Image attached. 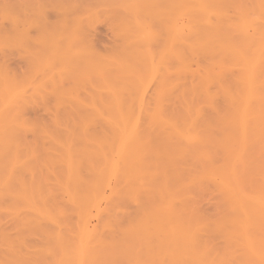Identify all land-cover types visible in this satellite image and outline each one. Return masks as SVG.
Segmentation results:
<instances>
[{
    "label": "bare ground",
    "instance_id": "bare-ground-1",
    "mask_svg": "<svg viewBox=\"0 0 264 264\" xmlns=\"http://www.w3.org/2000/svg\"><path fill=\"white\" fill-rule=\"evenodd\" d=\"M103 1L110 2L115 8H121L129 15V19H127V15L126 19L121 17L123 19L122 25L124 29L122 35H124L127 44L117 54H110V56L98 55L95 50H92L93 46L91 47L92 49L89 48V45L87 47L85 46L87 40H85L86 38L81 34L84 28H82L83 14L79 13L80 10H78L77 7L74 9L75 17L69 20V24L67 23V25H69L68 28L65 25L66 22L63 20V23L65 22L63 27L66 26L65 28H67V30L63 28V31L61 29L59 32L63 31V34L61 33L62 35H60L59 33L60 36L57 35L59 39H62L61 36L67 37L66 33L71 28L72 33L70 32L71 34H69L67 39H64V43H67V47L65 44L64 46L59 44L61 40H57L56 38L55 40H57V42L52 43L53 45L51 44V46H49L51 43L49 38L47 39L48 43L47 41H43L46 40L47 36L50 37L49 35H52V33L49 34L46 30L47 23L43 26L46 21H42L43 23L40 21L39 24H37L38 20H35V18L29 19L30 21L27 19L26 21L29 26L42 25L45 27L44 29L46 32L44 33L43 30V35H41V37L43 36L45 39H41L39 36V39L36 41L42 40L43 42L39 41L38 43L40 44L42 42L43 46L47 43L45 48L49 46L47 48L48 50L45 49L46 51L44 50V53L42 52L45 56L49 55V57L47 56L48 60L43 56L48 62L42 65L44 66L45 74L48 75L55 72L54 75H50L48 79L47 77L43 78L40 82L37 81L38 84L36 81V84H34L31 80L32 83H29L31 84L29 85L27 83L28 81H25L27 85H29V88H27V86H23L24 81L20 84L19 80H17V82L16 79H14L16 76H10L12 73L0 65V264H38L39 261H35L34 263L36 258L33 257L32 259L31 257L34 252H37L42 257L37 258L38 260L42 259L43 261L46 259L47 263H42L40 260L42 264H107L108 260H111L108 262H113V260L116 261L120 257L125 260V242L129 240V238H127L128 240L125 241V237L129 233H133L134 235H132L134 237L139 234H144V236L145 234H158L160 236L165 233L169 234L170 232L174 235L177 222L176 219H179L181 215L183 216V214L187 213V208H185L184 205H177L173 198L176 196L175 191L179 190L178 187L183 185L180 171L181 167H174L176 163L179 162L175 160L178 157L180 159L181 155H186L187 152L192 150L190 144L193 143V138L196 139L198 133L204 134L200 136L204 138V136L208 135V130L212 128V126H209L210 128L206 126L207 129L205 127L206 124H204V126L201 125V127L203 126V132H206L204 128L205 130L207 129V132L197 133L200 122L198 119H194L195 117L191 119V117H187V113H185V115L184 112V116L181 114L182 117H180V115H176L175 117V114L172 115V113V116L170 115L171 117H180L176 120L168 115L166 116L167 109V111H162L165 109V105L163 109V102L161 100L164 99L166 91L169 90L168 87L171 88L173 86V81L175 82V79H177L180 74L184 73L182 71L186 69V73V71L190 70L188 69L189 63L187 64L188 61H186L191 58L190 56L189 59H187V56H189L187 55L188 53L192 56L193 54L201 55L204 61L206 60V66L209 61H212L215 66L218 65L221 67L224 58L225 60L227 58V60L230 59L231 61H235V64L237 62L239 64L238 68L244 70L241 69L238 74V76H241V79L239 78L240 87L238 89L240 96L233 94L236 96L233 106H237V113L234 112V116L237 114L240 121L237 119V116L234 117L233 114H231L233 110H231L232 108L230 105L229 108L227 106L228 110L226 109L227 113H225L229 118L231 115L233 116L231 120L229 119L230 121L235 118V120L237 119L241 123L240 125L238 124L239 122L234 124L233 120L232 122L227 121L229 124L226 122V125L221 121L228 127V129H226V127L223 128L222 126L224 125H222L221 127L223 129L220 127L222 131H224V129L228 131L230 124L231 131H234L235 127H237V130L235 129L237 134H239V129H241L240 132L244 131V133H246L245 129L249 125V122L250 125L251 122H254L253 126H255V124L256 126L263 125L264 92L262 94V90H264V88L262 85L264 82L261 81V77L263 76L261 75L260 64H263L262 62L264 60V27L262 26L263 29H260L253 25L254 20L252 21L249 19L253 16H251V14H254L253 12H250L251 14L248 16V13H245L240 6L242 11L234 9L236 16L232 18L231 16L233 13L229 15V5H234L233 0ZM236 4L238 6L239 3L236 2L235 5ZM8 6L9 5L0 6V12L3 17L10 18L17 27L24 22L23 20L25 19L22 20L24 16L21 17V12L19 14L18 7L17 9L13 8V5L11 7ZM263 6H261L262 9ZM261 7H259V9H261ZM93 10L96 12V9L91 8L90 10L87 8L88 17L92 15L91 11ZM66 12L69 14L71 13L70 10ZM83 12L87 14L85 10ZM256 13L257 12H255V14ZM95 14L96 13L93 15L95 16ZM244 14L247 15V18H245L246 15ZM142 17L146 18L144 22L141 19ZM230 18H232V20L234 19V21ZM236 18L237 20L235 21ZM257 18L260 19L258 15ZM151 20L154 22L156 21V24L159 23L160 27L163 28L166 34L165 35L164 32L162 33L163 36H165L164 39L161 37L159 38V35H157L159 33L153 30L150 24ZM251 21L253 24H251ZM71 22H73L75 28H72L73 26L70 25ZM250 27L254 30L253 34L250 33ZM256 27L258 29H255ZM16 30L17 28L14 29L13 33L11 32V35L8 33H5L2 37L0 35V37L3 38H0V43L2 44L3 40L7 42L4 43L3 41V45L9 43L13 44L14 41L15 43L20 41L22 43L21 46H23V43L30 44L31 40L33 41L35 39V37L32 39V35L26 30L18 32ZM234 31H238L241 36H237L238 38L236 37V39L233 36ZM53 35H56V33H53ZM55 40L53 39V41ZM157 40L162 42V51L164 52L162 53L164 55L160 52L157 54L156 50L151 47L154 42L157 44ZM1 46L2 45H0V47ZM36 46L38 45L36 44ZM39 54L38 58H40ZM165 54L167 56H165ZM168 54L172 56L178 69L182 72L175 75L178 76L177 78H175L173 74V77L169 76V82L165 80V73H161V71L171 72L169 70L170 67L167 66ZM203 58H201V60ZM53 64L55 67L56 65L58 67V64L60 65V67H56L58 70L51 71V69H55ZM209 65L211 66L212 64L209 63ZM225 67L223 65V68ZM262 69H264V67ZM46 70L50 71V73L48 71L47 73ZM224 70L226 69H223V71ZM157 71L158 73H156ZM207 71H209V66ZM71 73H77V76L86 77L88 80L94 78V80L98 82H95V84L97 83L98 85L95 86L94 83H92L93 81H89L93 87H96L90 98V103L85 102L83 99L81 100L79 97L75 98V102L81 107L80 109H83L82 107L85 109L89 105V109L82 111L83 116L81 115L82 118L81 121H79L80 124H78L79 129H76L74 133L71 131V134L69 133L68 135H66L67 133L63 135L59 134L60 138H58V140L57 138H55L56 140L54 139L55 142L50 152H46L49 156L47 162H49L52 167H55H50L53 169L50 174L55 178V184L51 185L49 183L50 174L44 175L42 173L41 177L37 175L39 165L42 163L40 161L37 162V164L35 163V161L40 160L38 158L40 155L37 157L35 154L43 148L39 149L38 147L39 150L37 151V148L30 147L28 143H25L27 141L23 134L26 133V130H31L33 128V125L29 122L30 120L25 118V111L27 109V104L33 101V99L36 101V98L38 99L39 96H44V93H46L44 91L45 88L41 87L40 83L45 85V81L55 85L54 93L57 97L59 96L58 98L66 94L70 97L74 96L76 93L75 91L78 89L77 87V89L74 90V94H72L71 91L68 92L63 87L56 85L64 76H71ZM235 73L237 75V72ZM241 73L243 74L241 75ZM143 74H145V78L148 77L146 78L148 81L143 77ZM149 74H152L155 77L154 79L158 76L161 77V85L157 87V89L155 88L156 103L153 101V108L151 103L154 97L151 99V103L148 101L150 106L146 102V98L148 97H145L147 90V87H145L146 83H148L150 77H152V75L149 76ZM211 75L212 74L209 76ZM183 76L185 78V75ZM183 76L181 77L183 78ZM170 77L171 80L173 78L172 82H170ZM212 77L213 76H211V78ZM230 77H232V75H230ZM208 79L210 78L206 79L205 77L203 81ZM231 79L228 80L231 81ZM22 80H25V78ZM79 82L82 83V81ZM209 82L207 81V85H210L208 84ZM231 82L233 83V81ZM175 83L176 84H174L172 88L178 87L176 86L179 83L178 79ZM186 83L185 81L184 84L186 85ZM230 86H232V84ZM236 86L238 87V84ZM24 87L28 90H32L33 88L35 90H32L33 92L29 94V91L27 89L25 90ZM217 87L220 86L217 85ZM230 88L232 87H229V89ZM195 91L197 92L198 89ZM208 91L211 92L212 90ZM225 91L223 93H225ZM178 92V95L175 94L177 98L181 96V88L178 89ZM235 92L238 94L237 90ZM231 93H233V90ZM227 94L230 96L229 92ZM227 94L226 97H228ZM60 99L62 100L64 98ZM228 100H230V98H228L227 101ZM229 103L230 102H227V104ZM77 109H79V107H77ZM188 109L189 108H187V110ZM192 110L194 111V109ZM192 110L190 109V112ZM229 110L232 112L229 113ZM199 112H197L196 115H198ZM169 113L168 111V114ZM191 116H193V114ZM225 117L228 119L227 116ZM181 118H184L183 121ZM99 123L102 125V130H96V125H99ZM207 124L211 125L209 121ZM239 126L240 128L238 129ZM76 127L78 128V126ZM263 127L264 125L259 126V129L257 127V129L263 132ZM248 129H250L249 126ZM190 130L194 134L190 133ZM227 131L224 133L232 134V132L229 131L226 133ZM254 132H257V130H254ZM262 132L261 135L258 133L259 137L262 136ZM234 133L235 132L231 135L232 137L235 136ZM229 134L228 136H224V138H228L223 139V143L224 140H227L226 144L230 146L228 149L230 148L229 150H232V147L234 149V147L240 146V141H238V139L240 140L241 138L235 139V143L238 141V145L235 146L233 145L234 138L231 139ZM22 135L24 138H22ZM211 135L210 133V136ZM57 137L59 136L57 135ZM203 138L202 140L205 139ZM229 138L233 140V142L231 141V143H228L230 142L228 141ZM198 139L199 137L197 141ZM207 140L203 141L205 143L202 145L208 144V147L205 146V148L200 144V146L196 148H203V150L209 148V144L211 143H209V140L211 141V139ZM244 140H246V138ZM194 142H196V140H194ZM32 148L36 151L32 150ZM197 151L198 153L203 152H199V149H197ZM191 152L194 153V151ZM196 153L193 155L187 153V156H194ZM36 157L38 159H35ZM41 158L43 159V157ZM230 162L232 161L230 160ZM227 164H229L228 161L220 164L225 165L222 166L224 168L217 167L218 169L216 168L215 173H213L214 177L216 176L220 184L225 187L229 197L228 201H231V204L233 203V206H235L234 208L240 213L263 215L264 196L262 195L263 197H261L259 195L254 197L255 195H249L238 189L239 187H234L236 185H234L235 181L232 178H235V176L230 178L231 168L229 169L227 167L231 166ZM48 165L46 166L48 167ZM177 165L180 164L177 163ZM47 170H49V168ZM210 171H213V169ZM231 179L234 182H232ZM179 184L181 185L178 186ZM147 186H149V188ZM174 188H176V190ZM261 189L264 188L261 187ZM153 191H155L157 199L154 203L149 204L150 200L154 198L155 195ZM177 193H179V191H177ZM131 198L134 200V203L138 201L137 205L140 206V209H137L138 211L134 213L135 215H132L133 213L125 215V201ZM142 199L144 203H142ZM147 201H149V203ZM71 213H75L79 218V221L75 224L70 222ZM7 216H11L9 218L15 220V229L22 230L20 236L13 237L11 236L12 234L10 235L7 230L2 228V221ZM95 217H99L98 220L102 218V223L99 225L101 226L100 228L97 225H92V220ZM178 225H180V223ZM181 225L185 226L183 223ZM25 232H32L42 237L40 241L42 242L43 240V242L38 244L33 250L32 245L26 240ZM125 233H127L126 236ZM129 237L132 238V236ZM146 238H148V236H146ZM135 239L136 237L133 241ZM30 251L34 252L31 253Z\"/></svg>",
    "mask_w": 264,
    "mask_h": 264
},
{
    "label": "rangeland",
    "instance_id": "rangeland-1",
    "mask_svg": "<svg viewBox=\"0 0 264 264\" xmlns=\"http://www.w3.org/2000/svg\"><path fill=\"white\" fill-rule=\"evenodd\" d=\"M0 1H1L0 6L9 5L11 7L13 5V8L18 7L19 9L18 8L17 9L19 11V14L21 12V17L22 16L25 17V18L22 17V20L25 19V20H23L24 22L22 21L23 23L19 24L16 27L13 24L12 20H10V18L8 19V17H3L1 12H0V30H2V31H0L1 37L5 33H8L11 35V32L13 33L15 28H17V30H16L17 32L23 31V30L28 31L29 34L32 35V39H34V37H35V39L33 41L31 40V42L34 43L33 44L30 42L31 45L29 43L28 44L23 43V46H21L22 43L20 41H19L20 42L19 43L17 40H16L17 41L16 43H18V44H16L14 41L13 44L9 43V44L3 45L4 40L2 41V44L0 43V45H2L0 47V65H2L3 68L8 69V71L12 73V75H10V76H13V77L16 76V77H14V79H16V81L19 80L20 84H21V82L23 83V81H24L23 86H25V87L27 86V88H29V85H31L29 83L33 82L34 84H36L35 81L40 82L43 80V78L47 77V79H48V77L50 75L55 74V72H53V74H52L48 70H46V72L48 71L50 74L47 75L44 73L45 69L43 68L44 66L42 64L45 62H48V61H46V59L48 60L47 56L49 57V55L45 56V54L43 55V53H44L45 49L48 50L47 48L49 46H51L52 43L57 42V40H61L59 42V44L64 46V44H65L64 39H67L69 34L72 33L71 28H70L71 31L68 30V32L66 33L67 37L61 36L63 39V44H62V39L57 38V35L60 36L63 34L62 32L64 30H67V28L69 27V25H67V23L69 24V20L71 18L73 19L75 17L74 9H76L77 7H78L77 9L80 10L79 13L83 14V16H82L83 17L82 28L84 27L83 28L84 32L82 31L81 34L83 35L84 38H86L85 40H87V44H85L86 47L88 45H89V48H91L93 46V49L92 48L91 49L93 51L95 50V52H97L98 55L101 54L103 56L104 55L110 56V54L111 55H114L115 53L117 54L127 44V42L125 41L124 35H122V32L124 30L123 25H122V20L124 18L126 19V15H127V19H129V15L123 9L115 8L108 1H103V0H0ZM236 2L239 3L238 6H237V4L235 5ZM236 2H235V0H233L234 5H229L230 6L229 7V10H230L229 15H232L231 13H233V15L231 17L234 18L233 16H236L235 15L236 9H238L239 11L242 9L245 13H248L247 14L248 16L253 12L254 14H251V16L252 15L253 16L251 18H249L252 21L254 20V24L252 21H251L252 22L251 24L257 26L260 29H263L264 21H261V20H264V15H263V13H264V6H263L264 0H240V1L236 0ZM257 5L259 7L263 6V9H262V7H261V9H259V7ZM87 8H89L90 10H91V8L96 9V12H95V10L91 11L92 15H90V17H88L89 14L87 12ZM253 9H254V11H253ZM68 10L71 11L70 14L66 12ZM84 10L87 12V14L85 12H83ZM258 11H259V14H258ZM261 11H263V12H261ZM255 12H257V13L255 14ZM260 12L262 13V15ZM94 13H96L95 16L93 15ZM244 15H246V14H244ZM247 15L245 16V18H247ZM257 15H258V17H260V19L257 18ZM78 16H80V15H78ZM237 16H239V15H237ZM31 18L32 19L35 18V20H38L37 24H39L40 21H41V23L46 21V22H44L43 26H45L46 25L45 23H47L46 30L49 32V34L52 33V35H49L50 37L47 36L46 40H43V41H47L48 38L50 39L49 41L51 43L49 42L50 45L48 47L45 48L48 41H47L45 46L42 45V42H43L42 40H39V41H42L40 44L38 43L39 41H36L39 39V36L41 37V35H43V33H42L43 30H44V33L46 32L44 29L45 27H43L42 25L29 26L28 23H26V21H27V19L31 20ZM232 18H230V19L232 20ZM141 19L143 20V22H144V19L146 20V18H144V17H142ZM63 20L66 22L65 25L67 26V28H65L66 26L63 27V24L65 23V22L63 23ZM236 20H237V18L235 19V21ZM238 20H239V18H238ZM232 21H234V19ZM243 21H244V19H243ZM35 22H37V21H35ZM151 22H150L151 27L153 28V30H155L156 33H159V34H157V35H159V38L161 37L164 39L165 36H163V34H162L164 32L163 28L160 27L159 23L156 24V21L154 22L151 20ZM255 22H256V24H255ZM61 23H62V25H61ZM257 23H258V25H257ZM70 25L73 26L72 28H75L73 25V22H71ZM84 25H86V26H84ZM158 25L160 28L158 27ZM41 26H42V28H41ZM257 27L255 29H258ZM48 28H50V29H48ZM63 28H64V30H63ZM9 29H10V32H9ZM61 29L63 31L59 32V30H61ZM253 31L254 30L251 28L250 33L253 34ZM53 33H56V35H53ZM59 33H60V35H59ZM8 34H6V35H8ZM164 34H165V32H164ZM256 34L258 35L257 32H256ZM46 35H48V34H46ZM44 36H45V34H44ZM233 36L236 38L237 36H241V35L238 31L237 32L234 31ZM55 38L57 40H55ZM1 39H3V38H1ZM41 39H45V38H43V36H42ZM53 39L55 41H53ZM159 42H161V41L156 42L157 44H155V42H154L151 46L152 49L154 48V50H156L157 54L159 52L160 53L163 52L162 51L163 47L161 45L162 42L161 43H159ZM4 43H7V42L4 41ZM35 43L38 46H36ZM28 45H30V46H28ZM65 46L67 47V43L65 44ZM153 52L156 53L155 51H153ZM39 53H42V54H39ZM38 54L40 55V58H43V56H45L46 59L45 58H43V59L38 58ZM166 54H167V52H166ZM166 54H165V56H167ZM187 55H189V56H187V59H189V57L191 56V58L189 60H186V61H188L187 64L189 63V66L187 65L189 67L188 69H190L189 71H186V73L188 72L187 75L185 73V70H186L185 69L184 71H182L184 73L179 75L180 78L178 76H175L178 73H182V72L180 69H178L176 62L174 61V59L172 58L171 55L168 56L169 58L170 57L171 58L167 59L168 60L167 66L171 68V69L169 68V70L171 72L161 71V73L162 72L165 73L164 75H165L166 81H168L169 76H172V74H173V76H175V78L178 77L177 79L179 82L178 85H176V86H178L177 88H172L174 86V84H176L175 82L177 79L174 78L175 79V82H174L173 78L171 80V77H170V82L173 81V86L171 88L168 87L169 90L166 91V95L164 96V99H163L164 101L161 100L163 102L162 103L163 109H164V105H165V109L162 111H165L167 109L170 112L168 114V111L166 110L167 111V113L165 112L166 116L167 115L170 116L173 113L172 115L175 114V117H176V115H180V117H182L181 114H183V112H184V114L187 113V117L189 116V117H191V119L193 117H195L194 119H198L200 122V126H199L200 128L198 127L197 133L198 132L206 133L207 129H208L207 127L212 126V128L209 127L210 129L208 130L209 137H208V135L205 134L209 139H211V141L206 136H204V138L206 137L205 139L203 137H200L201 135L203 136L204 134H199V133L196 135V139L193 138L194 140H196V142H194V140L192 141L193 143L190 144V147L192 146L191 147L192 150H190L187 153L193 155L194 153L197 152L196 155L187 156L188 154L186 152H182V153H186V155L185 154L181 155L182 158L180 157V159H179V157H178L175 160V161L180 162V163L177 162L180 165H177V163H176V166H174V167L175 168L181 167L180 171L182 174L181 178H182V184L183 185L181 187H178L179 190H176V188H174L176 190L175 195L176 196L178 195V196H177V198H176V196H174L173 198H174V201L177 205H184L185 208H187L186 209L187 213L183 214V216L181 215V217L179 219L178 218L176 219L177 222H176V229L174 231V235H172L171 232L169 234L165 233V234L160 235V236L158 234H155V235H146L145 234V236H144V234H142V235L139 234L138 235L139 238H138V236L135 235L136 239L133 241V239L135 238L133 236L134 234L133 233H132L133 235L131 233H129L130 235L128 234L129 236H132V238H131L127 235V233H125V236L127 235L125 237V241L128 240L127 238H129V240L126 241L127 243L125 242V244H126L125 245V260L122 257H120L116 261L113 260V262H108V261H111V260H108L107 264H264V214L263 215H261V214L260 215L259 214H243V213L238 212L237 209L234 208L235 206H233V203L231 204V201L230 202L228 201L229 197H228V194H227L225 187H223L220 184L219 180L216 179L217 178L216 176L214 177V173L216 171V168L217 167L224 168L222 166H225L226 164L225 165H220V164H223L225 161H228L229 164H227V165H230L231 167H229V166L228 167L226 166V167L229 169L231 168V170H230L231 171V173H230L231 177L230 178H232L233 176H235V178H236V179L232 178V179H234L235 182L232 181V179H231V181L235 183L234 185H236L234 187H236V188L239 187L238 189H240L242 192H245L249 195H255L254 197H257L259 195L261 197L264 196V192H263L264 189H261V187L264 188V131L263 132L261 131L262 130L261 127H260L261 130H258L259 126L264 125V122L262 123L263 125H257V126H256V124H255V126H253L254 122H251V125L249 122L248 126L250 129H248V126H247V128L245 129L246 133H244V131L240 132V130H241V129H239L240 126L238 127V129H239L238 133L239 134H237V132H236L237 127H235L236 130L234 129V131H231L230 130L231 124L229 126L230 131L229 130L228 131L232 132V134L231 133L229 134L228 131L225 129H224V131H222V129L225 127H226V129H228V127L226 125L229 124V122H227V121H230L232 119V117L235 114L234 112L237 113V108H236L237 106L236 105L233 106V104H234L233 102L236 99L235 98L236 96H234V95L240 96L238 89L240 87L239 86V82H240L239 78L241 79V76H238V74L242 68H240V69L238 68L239 64L237 62H236V64H238V65L235 64V61H231L230 59L227 60V58L225 60V58H224L223 65H224V67L226 65L227 68L226 67L223 68V65L221 67L223 69H226L227 71L226 70L223 71V69L221 67H219L218 65L215 66V64L209 60L208 61L210 64H212L211 65L212 67L209 65V63H207V66H206L205 65L206 60L204 61V58L199 54H193V56H192L188 53ZM201 58H203V59L201 60ZM56 62H54V63H56ZM229 63H232V64H229ZM262 63L263 64H260V69H261L260 71L262 73L261 75L264 77V72H262V71H264V69H262L264 67V60ZM4 66H6V67H4ZM208 66H209V71H207ZM231 66L232 67L234 66L235 68L233 67L234 68L233 69ZM261 66H263V67H261ZM54 67H55V65H54ZM56 67H57V65H56ZM56 67H55V69L50 68L51 71L52 70H54V71L58 70L57 68L60 67V65L58 64V67L57 68ZM213 68H216V69H213ZM218 68H219V71H218ZM243 71H241V72H243ZM231 72H232V74H231ZM235 72H237V75ZM156 73H158V71ZM209 73L212 74L211 75V76H213L212 78H211V76H209L210 75ZM228 73H230V74H228ZM73 74L74 73H71V76H68V75L64 76L60 80V82L56 83V85L63 87L68 92L71 91L72 94H74V90H76L78 88L75 91L76 93L74 96L70 97L68 94H66L63 97H60V98H64L61 100L60 98H58L59 96L57 97V95L54 93L55 85L53 83H47L48 81L46 82L44 79L46 86L43 83H40V86L45 88L44 91L46 93H44V96H39L38 99L36 98V101H34V99H33L34 102L31 101L30 103L27 104V107H26L27 109L25 108L26 109V111H25L26 117L25 118L27 120H30L29 122H31L30 124L33 125V128L31 129L32 131L29 129L30 131L26 130V133L23 134L25 136L26 141H27V142H25V141L24 142L26 144L28 143V146H30V147H34L35 149L37 148L36 149L37 151L39 149L43 148V149L38 151L39 153L38 152H36V154L33 153L37 157L40 155V157H38L40 160H37V161L34 160L35 163L37 164V162L40 161L43 164V165L42 164L39 165V169L36 167L38 169L37 175L40 177L42 176V173L44 175H49L51 173V171L53 170L51 168H55V167H52V165H50L49 162H47L48 158H49L47 153L50 152L51 148L53 147V143L55 142L54 139L57 138V140H58V138H60L59 134L63 135L65 133H67L66 135H68L69 133L71 134V131H73V133H74L76 129H79L78 124H80L79 121H81V118L83 116L82 111L89 109V105L85 109H84V107H82L83 109H80L81 107L78 106L77 102H75V98L79 97L81 100L83 99L85 102L90 103V98L93 94V91H95L94 88H96L95 86L98 85L97 84L98 82L95 81L94 78L88 80V78H86V77L77 76V73H75L74 75ZM201 74H203V75H201ZM242 74L243 73H241V75ZM56 75L58 76L57 73H56ZM144 75L145 74H143V77L145 78ZM150 75H152V74H149V76ZM183 75H185V78ZM230 75H232V77H230ZM233 75H234V77H233ZM181 76H183V78ZM158 77L156 79H154L155 77L152 75V77H150V79H149V82L146 83V86H145V87H147L145 97H148V98H146V100H147L146 102L149 104V106L151 103V99L154 97L152 99V103H151L152 108L154 107L153 101H155V97H156V91L155 90L157 89V87H159L161 85V83H160L161 77H159V78ZM205 77H206V79L207 78H210V79L203 81V78H205ZM263 77H261V81L264 82ZM24 78H25V80H22ZM146 78H148V77H146ZM181 78L184 80H182ZM222 78H224V79H222ZM228 79H231V81H233V83L231 81H229ZM31 80H32V82H31ZM222 80H224L226 82H224ZM227 80H228V82H227ZM25 81H28L27 83L29 85H27V83ZM79 81H82V83ZM89 81H91V82L93 81L92 83H94L95 86L93 87L91 82H89ZM185 81L187 82L186 85L184 84ZM207 81L208 82L210 81L208 83L210 85H207ZM38 82H37V84H38ZM95 82H97V83L95 84ZM223 82H224V84L226 83L228 86L226 84L224 85ZM229 82H231V83H229ZM234 83H237L238 87L236 86L237 84H234ZM231 84H232V86H230ZM179 85H181V86H179ZM217 85L220 87H217ZM263 85H262V87L264 88ZM25 87H24V89H25ZM193 87L196 89H194ZM209 87H210V89H209ZM229 87H232V88L229 89ZM180 88H181L182 93H180L181 96H178V98H177L175 94H177L178 89H180ZM218 88H220V89H218ZM197 89H198V91L196 92L195 90H197ZM32 90H35V89L33 88ZM32 90H28L29 94H30V92H33ZM208 90H212V91L210 92ZM228 90H230V91H228ZM232 90H233V93H231ZM236 90H237L238 94H236V92H235ZM173 91H174V93H173ZM224 91H225V93H223ZM179 92H180V90H179ZM179 92H178V94H179ZM202 92L203 93L206 92V93L203 94ZM226 92L227 93L229 92V94L231 93L232 94V95L230 94L231 97ZM263 92H264V90H262V94H263ZM208 93H209V97H208ZM201 94H203V95H201ZM226 94L228 97H226ZM174 95H175V97H174ZM210 96H211V98H210ZM165 97L167 98V100ZM226 98L227 99L230 98V100L227 101ZM209 100H210V102H209ZM231 100H232V103H231ZM189 101H191V102H189ZM227 102H230V103L227 104ZM155 103H156V101H155ZM229 105L232 108V109L231 108L230 109L233 110V113H231L232 111L229 110L230 111L229 113L233 114V116L232 115L230 116V114L228 113L230 118L228 117V115H225V113H227ZM227 106H228V108H227ZM77 107H79V109H77ZM187 108H189L188 109L189 113H188ZM190 109L191 110L194 109V111L192 110L190 112ZM197 112H199L198 115H196ZM219 113L221 114V116ZM184 114H183V116H184ZM192 114H193V116H191ZM202 114H203V116H202ZM238 114H239V112H238ZM218 116H219V118H218ZM222 116H223V118L225 116H227L228 119L226 117L223 119ZM236 116H237V114H236ZM236 116H234V117H236ZM175 117L173 116L171 118H174L176 120H177V118L178 119L180 118V117H177V118H175ZM181 119L183 121L184 118H181ZM225 119H226V121H225ZM237 119H238V116H237ZM237 119L235 120V118H234L233 119L234 121L232 120L234 124L238 123L240 121L239 119H238L239 121ZM201 120H203L204 122ZM206 121L207 122L209 121V123H211V125H208ZM221 121H223L225 124L227 122V124L225 125ZM232 121H230V122H232ZM221 123H223V124H221ZM240 123L241 122H239L238 124L240 125ZM204 124H206L205 127L207 126L206 130L204 128V131H206V132H203L202 127L204 126ZM201 125H203V126L201 127ZM222 125H224V126H222ZM76 126H78V128ZM98 126H100V127H98ZM96 127H97L96 130H98V129L102 130L103 129L102 125L100 123H99V125L97 124ZM257 127H258V129H257ZM37 129H38V131H37ZM210 130H212V131H210ZM254 130L255 131L257 130V132H254ZM225 131H227L226 133L229 134V137H231V139L234 138V142H233V140H230V138H229L228 141H230V142H228V143H231V141H232L234 143L233 145L236 146V145H238V141H240V143H239L240 146H236L237 149H236V147H234V149H233V147L231 146L232 150H229L230 148L228 149V147H230V146H229V144H226L227 140H224V143H223V139L228 138V137L224 138V136H228V134L224 133ZM258 131H261L263 133L261 137L258 136V133H260V135H261V132H258ZM209 132L212 134L211 136H210ZM233 132H235L237 135H241V136H237L234 133V135L237 137H235V136L232 137L231 135H233ZM190 133H192V131ZM192 134H194V133H192ZM57 135L59 137H57ZM24 136L22 138H24ZM198 137H199V139L197 141ZM239 137L241 139L240 140L238 139V141L236 142L237 144H236L235 141ZM242 137H245L246 140H244L245 138H242ZM202 138L204 140H202ZM207 139L209 140V143L211 142L210 144H212V145L209 144V146H210L209 148H207L205 150H203V148L201 149L199 147L196 148L197 146H200V144L201 145L204 144L205 142H203V141H205ZM175 141H176V139H175ZM201 141H202V143H201ZM241 142L243 144L245 142V144L243 145ZM197 143H198V145H197ZM230 145H232V144H230ZM202 146L208 147V144H205ZM38 147H39V149H38ZM238 147H239V149H238ZM197 149H199V152L200 151H203V152L205 151V152L204 153L203 152L198 153ZM32 150H34V149L32 148ZM36 150H34V151H36ZM191 151H194V153ZM202 153H203V155H202ZM44 155H46V156H44ZM198 155H200L201 157ZM177 156H180V155H177ZM37 157L35 159H38ZM41 157H43V159ZM177 159H179V160H177ZM230 160L232 162H230ZM231 163H232V165H231ZM46 165H48V167ZM218 165H220V166H218ZM48 168H49V170L50 169L51 170L50 171L47 170ZM212 169H213V171H210ZM232 170H233V172H232ZM238 171H239V173H238ZM49 176H50V179H49L50 182L49 181L48 182L51 185H54L55 184V178L52 176V174H50ZM238 177L240 178V180ZM53 178H54V180H53ZM52 181H54V182H52ZM214 181H216V182H214ZM239 184L242 186H240ZM180 185L181 184H179L178 186H180ZM147 187L149 188V186H147ZM175 187H177V186H175ZM261 190H262V193H261ZM177 191H179V193H177ZM256 191H258V192H256ZM153 192L155 195H154V198H152L150 200V203H149V201H147L149 204L154 203L157 199L155 191H153ZM137 202L138 201H136V203H134V200H132V198L125 201V206H126L124 208L125 209V215H127L128 213H131V214L133 213L132 215H135L134 213H136L138 211L137 209H140V206L137 205ZM139 202H141V201H139ZM263 202H264V198H263ZM142 203H144L143 199H142ZM148 203H146V204H148ZM188 204L190 207L188 206ZM71 215H70L71 216L70 222L71 223L73 222L74 224L77 223L79 221V218L76 216L75 213H71ZM7 217H5L2 221V228L7 230V232L10 235L12 234L11 236H13V237L20 236L22 230L15 229L14 228L15 227L14 224H16L15 220H13L12 218H9L11 216H9L8 218ZM98 219H99V217L93 218L92 225L93 224L97 225L100 228L101 226H99V225H101V223H102L101 222L102 218L100 220H98ZM181 222L183 223V225L185 224V226H182ZM179 223L181 226L178 225ZM25 234H26V236H25L26 240L29 244L32 245L33 250L36 248V246H38V244H41L43 242V240H42V242L40 241V239H42V237L37 236V235L33 234L32 232H25ZM146 236H148V238H146ZM33 252L34 251H32L31 253H33ZM31 253H30V255H31ZM37 255H39V254L37 252L36 253L34 252L31 256L32 259H33V257L36 258V260H34V263H35V261H37V262L39 261L38 264H42L43 262L47 263L46 259H44L45 261L44 260L42 261V259H40L42 261V263H41V261L37 259V258H40L41 256L40 255L37 256Z\"/></svg>",
    "mask_w": 264,
    "mask_h": 264
}]
</instances>
